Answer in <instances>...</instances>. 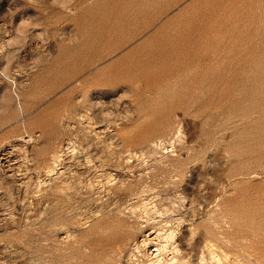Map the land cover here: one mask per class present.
Wrapping results in <instances>:
<instances>
[{
	"label": "rangeland",
	"instance_id": "1",
	"mask_svg": "<svg viewBox=\"0 0 264 264\" xmlns=\"http://www.w3.org/2000/svg\"><path fill=\"white\" fill-rule=\"evenodd\" d=\"M8 88L0 264H264V0H0Z\"/></svg>",
	"mask_w": 264,
	"mask_h": 264
},
{
	"label": "crops",
	"instance_id": "2",
	"mask_svg": "<svg viewBox=\"0 0 264 264\" xmlns=\"http://www.w3.org/2000/svg\"><path fill=\"white\" fill-rule=\"evenodd\" d=\"M16 96L17 99L10 91V88H8L6 93L0 99V117H2L5 121H9L15 117L17 107L20 113L28 112V110L25 109V104L23 102V94L18 91Z\"/></svg>",
	"mask_w": 264,
	"mask_h": 264
},
{
	"label": "bare ground",
	"instance_id": "3",
	"mask_svg": "<svg viewBox=\"0 0 264 264\" xmlns=\"http://www.w3.org/2000/svg\"><path fill=\"white\" fill-rule=\"evenodd\" d=\"M2 152H3V151H2ZM8 152H9V151H8ZM3 154H5V153H3ZM6 154H7V153H6ZM1 157H2V156H1ZM12 158H13V157H12ZM1 159H2V158H1ZM10 159H11V158H9L8 156L4 158L5 162H7V163H8V162L11 163ZM11 160H12V159H11ZM13 160H14V159H13ZM15 162H16V161H15ZM3 163H4V162H3ZM7 163H6V164H7ZM10 163H9V164H10ZM12 163H13V162H12ZM4 164H5V163H4ZM12 166H13V165H12ZM12 166H11V167H12ZM5 167H6V166H5ZM9 167H10V166H9ZM11 167H10V168H11ZM7 168H8V167H7ZM168 240H169V239H168ZM146 241H147V240H146ZM165 245H166V244H165ZM160 251H161V250H160Z\"/></svg>",
	"mask_w": 264,
	"mask_h": 264
}]
</instances>
